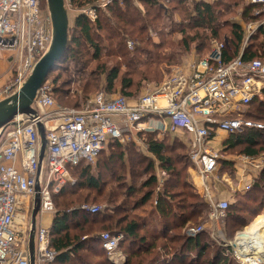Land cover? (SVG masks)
I'll return each mask as SVG.
<instances>
[{"label":"trees","instance_id":"16d2710c","mask_svg":"<svg viewBox=\"0 0 264 264\" xmlns=\"http://www.w3.org/2000/svg\"><path fill=\"white\" fill-rule=\"evenodd\" d=\"M70 1L71 7L78 9L97 0ZM40 3L44 6L45 0H40ZM140 4L143 13L133 6L131 0H125L123 9L112 4L105 11L98 12L95 22L79 15L70 17L66 49L45 80L52 77V96L57 102L79 109V100L85 102L95 91L112 95L116 89L121 96L132 98L142 83L160 82L168 67L177 65L181 54L190 51L192 46L198 59L205 57L211 40L219 42L223 39L225 42L222 52L225 64L238 56L245 62L256 59L264 61V26H259L244 42V30L240 23L225 24V20L218 21L239 10L241 19L255 22L259 16H253L252 13L260 8L258 5L246 4L243 0H193L190 5L186 0H140ZM175 14L182 19L178 25L172 22ZM164 20L170 21L172 27H166ZM148 30L155 31L160 41L151 42ZM223 31L225 34H222ZM122 34L139 40L147 49L142 47L130 54ZM173 35H179L180 38L174 41L171 38ZM90 64L94 66L88 67ZM72 86L75 87L74 92L80 91L82 95L75 94L70 99ZM246 108L248 110L243 113L245 119L264 120V90ZM155 135L146 133L144 137L151 158L134 159L131 162L133 167H144L141 175L147 174L148 178L136 188L132 185L125 188L117 183V188H121L119 192L109 191L103 200L108 203L111 213L90 214L81 208L83 204L80 205V201L86 204L93 193L94 198L101 197L104 189L99 177L110 163V154L102 158V151L94 165L80 162L70 170L75 184L63 186L57 194L52 195L53 204L59 198L63 202L59 208H55L49 227L50 248L55 253L50 264H95L82 256L88 254L94 257L104 255L101 264H110L100 247L101 233L122 235L119 249L126 256L124 264L235 263L229 247H217V251L205 260L207 246L202 243L200 234L190 238L175 232L191 220L189 216L192 212L187 210L191 204L187 203L198 199V195L180 179V164L190 166L187 153H184L185 146L179 142L168 143L166 139H159ZM222 145L225 152L239 148L240 154L257 157L264 152V130L227 135ZM107 146L111 149L122 147L115 141L108 142ZM119 159H122L121 153ZM152 160L168 175V179L163 180L156 198L155 212L160 220V228L156 233L146 235L141 232L142 225L127 213L141 208L154 194L157 180L152 175ZM262 184L264 171L255 180L251 193H257ZM82 191L86 192V196L83 197ZM136 196H139L138 200H134ZM119 198L123 200L117 205ZM130 199L133 202L127 207L126 203ZM176 199L178 201L175 202ZM254 199L262 201L259 195ZM243 207L239 204L227 208L229 216L226 217L237 221L233 225L235 231L246 225L247 214L252 212L251 207L254 206ZM259 210L264 211V206H260Z\"/></svg>","mask_w":264,"mask_h":264},{"label":"built area","instance_id":"2783aa9c","mask_svg":"<svg viewBox=\"0 0 264 264\" xmlns=\"http://www.w3.org/2000/svg\"><path fill=\"white\" fill-rule=\"evenodd\" d=\"M63 1L71 16L79 15L95 22L98 12L112 4L122 6L124 0H97L78 9L71 7L70 0ZM248 3L264 10V0H248ZM51 39L46 4L42 6L40 0H0V50L8 53L16 65L13 80L0 91V100L22 87L36 62L48 50ZM210 46L205 57L192 60L152 92L133 100L100 91L79 109H61L52 97V87L44 82L32 104L35 115H18L0 130V264H29L25 226L19 227L18 220L19 212L24 210L23 221L27 222L35 184L39 186L40 204L34 232V259L35 264H50L55 253L50 248L49 229L42 227V218L55 214L52 195L75 183L70 170L80 162L94 165L108 142L121 144L131 134H170L177 127L184 130L188 161L197 171L204 202L209 207L208 220L216 223L226 217L228 202L216 200L212 185L208 184V180L217 176L223 160L210 141L218 131L235 135L264 130L261 124L245 119L241 111L264 90V62L257 59L245 62L238 56L225 64L224 42L211 40ZM127 47L132 49L130 42ZM37 122L43 125L46 138L39 170ZM252 158L244 155L240 161L250 166L247 172L255 178L264 170V164L252 163ZM43 164L47 172L44 178ZM245 190H249V184ZM81 208L90 214L101 210L99 206ZM200 231L199 227L192 228L188 237ZM121 240L120 234L99 235L101 250L110 264L126 261L119 249ZM234 258L241 257L234 252ZM251 259L248 255L242 260L248 263Z\"/></svg>","mask_w":264,"mask_h":264},{"label":"rangeland","instance_id":"374dc122","mask_svg":"<svg viewBox=\"0 0 264 264\" xmlns=\"http://www.w3.org/2000/svg\"><path fill=\"white\" fill-rule=\"evenodd\" d=\"M125 1V0H124ZM123 1V3H124ZM188 1V0H186ZM193 1V0H192ZM196 1V0H194ZM205 2H212L213 0H203ZM244 3H248V0H243ZM189 5L191 2H189ZM133 6H136L141 13H143V6L140 4V2L134 3L132 2ZM120 8L123 9V4L122 6H119ZM258 12V13H257ZM264 10H259L255 9L253 11V16H259L257 21L252 22V21H245L241 19L240 16V11L236 10V13L233 15H228L227 17H224V19L219 18L218 21L220 22L222 20H225V24H231V23H240L243 26L244 30V42L247 41V38L253 35L255 32L254 27L257 26H264ZM262 14V16L260 15ZM261 16V17H260ZM71 14L68 13V19L69 21L71 20ZM172 22L173 25H178L179 22L182 21L176 14L172 17ZM166 27H172L170 24V21L164 20ZM149 38L151 42L156 43L157 41H160L159 36L155 33L153 30H148ZM222 34H225V31L222 32ZM122 37L125 38V47L129 51L130 54H133L136 49L139 48H145L143 44L140 43L139 40L131 38L128 36V34H122ZM171 38L174 39V41H177L180 36L179 35H173ZM218 41V40H217ZM130 42L132 45V49L127 47V43ZM219 42H224L223 39ZM225 44V42H224ZM210 43H209V50H210ZM147 49V48H145ZM198 55L196 51L194 50V47L192 46L190 51H187L180 56V61L177 65L170 66L167 69V72L163 73V78L160 82L157 84L155 83H142L139 88L136 90L137 92L134 94L132 98H127L129 100H133L138 98L141 95L150 93L154 90L155 87L159 86L160 83L166 79L170 74H172L175 71H180L183 70L187 67V64L191 62L194 59L197 58ZM6 63L1 60V55H0V91L3 90L6 86H8L11 81L13 80L15 76V67L16 65L13 64L12 59L7 55L5 56ZM261 61V60H260ZM264 62V61H262ZM89 66H94V65H88ZM1 75L3 78H1ZM52 78V77H51ZM49 78L47 81H45V84L48 86H51L53 88L52 84V79ZM75 87H71L70 91V99L74 98L75 94L82 95L81 92L79 91L78 93L74 92ZM100 91V90H97ZM97 92L95 91L94 93L91 94V97L96 94ZM112 95H120L119 90L116 89V92ZM53 97V96H52ZM55 104L57 107H60L61 109H70L72 108L71 105L69 104H62L56 101V99L53 97ZM87 103V100L85 102H82L79 100L80 107L85 106ZM248 108L241 110L243 113L246 112ZM261 124L264 126V120H259V121H253ZM54 123H51V126H53ZM46 129H48L46 127ZM176 130L179 131L177 136L178 138H174V135L171 134H156L155 137L159 139H166L168 143H181L182 145L185 146V154L188 151V148L186 147V138L187 134L182 130L181 128L177 127ZM146 133H139V134H131L126 137L125 141L119 145L122 147L119 148H114L111 149L110 146L105 147L103 152L101 153L100 157L106 156L108 153L110 154L111 159H109L110 163L107 164L106 166V171H102L99 179L103 187V192L101 197H95L94 198V193L89 196L88 201L85 203H81L83 201H80V205L83 204L84 206H99L101 210L99 211L100 213H111L110 208L108 207V203L104 200V196L107 195V193L110 191H114L116 193L119 192L121 188H117V183L119 186H135L138 187V184L140 185V182L142 180H146L149 175H141L142 173V168H137L132 166V160H140L142 158H151V156L148 154L146 146H145V137ZM181 138V139H180ZM224 134L222 136L218 137L217 141L214 142L215 146L219 147L223 146L220 143L223 141ZM227 139V138H226ZM220 144V145H219ZM222 148V147H221ZM220 151V156L223 158L220 163V169L217 172V176L215 178H212L211 180H208V184L212 185V192L213 196L215 197L216 200H226L230 206H244L243 208H247V206H254L251 207L252 212L248 213L246 217L247 222L246 225L237 231L234 230V223L237 222L236 220L226 217L222 221L216 222V223H210L208 220V213H209V207L208 204L204 202L203 194H202V189L200 188V180L199 177L197 176V171L193 170L190 166H186L183 164H180V171L182 172L181 175V180H184L188 185H190L193 189L194 192L198 195V199L191 201L187 203V205L191 204V206L187 209L189 212L191 211L192 214L189 216L191 219L188 223H186L182 228L179 230L175 231L176 233H179L182 236L188 237V231L192 228H201V231L198 233L201 236V241L203 244H205L207 247L205 249V260H207L211 254L215 253L217 251V247H224V244H227L226 247H229V250L232 252L234 256V252H237L234 243H235V238L237 234H240L242 232H245L246 229L252 224V222L256 219L264 215V211H260L259 208L260 206H264V184H262L261 189L257 191V193H251L253 190V185L255 183V180L258 178V175L261 174L262 170L260 173H257L256 177H250V172H247V170L250 169V166H244L245 164L241 163L240 158L244 155L239 153V148L233 149L230 152H225L223 149H219ZM122 154V159H119V154ZM154 163L153 167V172L152 175L156 178V187L154 189V194L152 198L141 208L138 210L132 212H128L130 218L136 220L139 224L142 225V233H145L146 235L156 233L159 228H160V220L158 219V216L155 212V206H156V198H157V193L159 190H161L163 186V180L168 179V175L163 172L162 169H160L159 165L152 160ZM224 163L225 166H224ZM252 163H257V164H264V152H261L257 157L252 158ZM146 164V161H145ZM42 172H43V178L47 174L46 172V165L43 164L42 166ZM256 174V173H255ZM75 184V183H74ZM249 184V190H245V187L248 186ZM210 185V186H211ZM252 190V191H251ZM81 194L86 196V192L82 191ZM253 194V195H252ZM259 195L260 199L262 201H255V196ZM139 196H136L134 200H138ZM93 199V200H92ZM123 200L119 198L117 205L120 204V202ZM178 201V199L175 200V202ZM63 199L59 198L55 203H54V208H59V205H62ZM133 202V199H130L127 201L126 206H130V204ZM79 205V206H80ZM31 206V205H30ZM111 206H116L115 204H112ZM125 206V205H123ZM257 206V207H256ZM180 210H178L179 212ZM187 211V212H188ZM97 212V213H99ZM200 212V213H199ZM24 210H21L19 212V220L18 224L19 227L23 228L25 226V239L27 240V233L29 229V215H30V210L28 212V217H27V222L23 221L24 217ZM227 215V213H226ZM229 216V213L228 215ZM39 222V216H37V224ZM50 222L51 219L47 216H44L42 218V227L49 229L50 227ZM77 231H73V233H76ZM197 234V235H198ZM196 235V236H197ZM84 237V236H83ZM195 237V236H194ZM190 237V238H194ZM123 240V239H122ZM121 240V241H122ZM120 241V242H121ZM245 247V246H243ZM123 253V252H122ZM95 255V254H94ZM239 255V254H238ZM83 257H86L87 260L91 261L92 263L95 264H101L102 261L104 260L105 256L104 255H96L95 257L92 255H82ZM240 256V255H239ZM235 260V263L233 264H264V260H253V262H244L242 258L240 260ZM107 261V260H106ZM37 264V263H36ZM44 264V263H41Z\"/></svg>","mask_w":264,"mask_h":264},{"label":"water","instance_id":"95a60500","mask_svg":"<svg viewBox=\"0 0 264 264\" xmlns=\"http://www.w3.org/2000/svg\"><path fill=\"white\" fill-rule=\"evenodd\" d=\"M45 4L51 20L52 39L48 50L36 62L30 75L15 93L5 99L0 100V130L10 124L18 115L33 117L35 110L32 104L38 90L44 84L53 65L63 55L67 45V33L69 28L68 12L65 9L63 0H45ZM36 130L39 136L40 148L38 155V170L40 168L45 148L46 138L43 125L36 124ZM39 190L38 184H35V194L31 200L29 215V229L27 233V250L29 264H35L34 259V232L36 228V217L39 212Z\"/></svg>","mask_w":264,"mask_h":264},{"label":"bare ground","instance_id":"6f19581e","mask_svg":"<svg viewBox=\"0 0 264 264\" xmlns=\"http://www.w3.org/2000/svg\"><path fill=\"white\" fill-rule=\"evenodd\" d=\"M234 246L242 259L264 260V215L256 218L245 232L237 234ZM245 246V247H243Z\"/></svg>","mask_w":264,"mask_h":264},{"label":"crops","instance_id":"0c3cea01","mask_svg":"<svg viewBox=\"0 0 264 264\" xmlns=\"http://www.w3.org/2000/svg\"><path fill=\"white\" fill-rule=\"evenodd\" d=\"M259 10H261V9H259ZM262 11V10H261ZM257 26H255L254 27V29H255V31L257 30ZM0 55H1V60L2 61H4L5 63H6V60H5V56H9V54L8 53H6L5 51H3V50H0ZM1 78H3V76L1 75ZM2 84H0V86H1ZM179 133V131L178 130H175L174 132H172V133H170L171 135H174L173 137L174 138H178L179 136H177V134ZM222 134H224V137L225 138H223V141L224 140H226V138H227V134L226 133H224V132H221V131H218V132H216L215 133V135H214V138L210 141V146L213 148V149H216V150H219V149H222L221 147H219V149H218V146H215V143L214 142H216L217 141V139H218V137H220V136H222ZM186 138V137H185ZM181 139V138H180ZM187 139V138H186ZM223 141L220 143L221 145H222V143H223ZM219 144V145H220ZM46 217L48 216L50 219H51V221H52V218H53V216L52 215H45ZM50 224H51V222H50Z\"/></svg>","mask_w":264,"mask_h":264}]
</instances>
